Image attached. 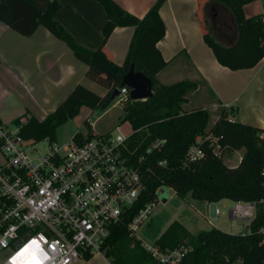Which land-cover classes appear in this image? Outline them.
<instances>
[{"label":"trees","instance_id":"obj_1","mask_svg":"<svg viewBox=\"0 0 264 264\" xmlns=\"http://www.w3.org/2000/svg\"><path fill=\"white\" fill-rule=\"evenodd\" d=\"M23 1L41 10L39 25L62 41L74 57L85 64L86 78L104 88L106 94L100 97L77 85L42 121L27 115L16 119L14 126H19L18 135L35 144L43 141L55 143L57 129L75 118L81 107L104 109L115 89L129 90L120 83L129 66L133 65L135 72L150 80L153 95L144 102L129 98L124 102L123 121L129 122L132 129L126 141L128 155L136 161L154 141L164 140L165 144L159 151L149 154L142 164L145 190L125 218V223L130 222L145 203L155 198L154 192L163 187L173 190L181 199L189 195L195 201L209 204L222 200L250 203L254 205V218L243 234H229L212 228L192 236L180 223L173 221L154 244L161 251L190 247L191 252L179 264H264V234L261 232L264 229V131L234 121V109H220L216 121L207 128V109L190 111L182 107L188 96L197 90L196 82L179 81L164 85L158 81L157 74L167 64L156 47L165 33L159 16L165 0H156L141 19L124 11L114 0H96L107 21L101 29V45L94 51L81 47L55 21L58 0ZM201 1L200 15L206 3L224 5L236 30V40L224 45L207 33L201 18L203 42L217 63L231 71L256 67L264 59V20L261 15L247 18L243 13V6L256 0ZM124 27H131L134 32L126 59L119 66L111 60L105 45L116 28ZM85 125L90 128L87 120ZM73 137L83 143L92 138V133L88 131L82 137L78 132ZM198 137L201 138L199 144L196 143ZM207 138L216 140V145H210ZM194 146L202 151L203 156L190 161L187 154ZM241 150L237 166L228 167L223 161V152ZM161 161L165 162L164 166L159 165ZM91 257H86L85 261ZM104 258L108 264H160L142 249L138 239L130 236L124 224L111 227Z\"/></svg>","mask_w":264,"mask_h":264},{"label":"crops","instance_id":"obj_2","mask_svg":"<svg viewBox=\"0 0 264 264\" xmlns=\"http://www.w3.org/2000/svg\"><path fill=\"white\" fill-rule=\"evenodd\" d=\"M114 2L141 19L156 0ZM201 2L165 0L159 9L165 33L156 47L167 64L157 74V79L165 85L196 82L198 87L188 97L189 103L203 87L212 97L214 107L228 106L227 111H236L234 121L264 131V59L247 70L231 71L220 66L203 42ZM58 4L55 21L81 47L90 51L98 49L102 42L101 29L107 21L102 6L96 0H58ZM243 13L247 18L261 15L264 20V0L243 6ZM41 15V10L23 0H0V123L7 128L14 126V121L23 115L42 121L77 85L95 91V83L85 76V64L77 60L62 41L39 25ZM133 32L131 27L116 28L108 38L106 51L116 65H123ZM96 94L103 97L106 90ZM242 152H234L240 153L237 163L228 167L237 166ZM217 203L199 204L196 201L193 207L198 216L186 219L181 225L189 234L195 235L189 227L203 218L202 222L205 220L209 226L220 230L214 225L218 219L213 217L214 221L209 223L213 218H206L202 212L209 206L216 207ZM216 210L219 212L217 207ZM228 219L234 220L229 214Z\"/></svg>","mask_w":264,"mask_h":264},{"label":"built area","instance_id":"obj_3","mask_svg":"<svg viewBox=\"0 0 264 264\" xmlns=\"http://www.w3.org/2000/svg\"><path fill=\"white\" fill-rule=\"evenodd\" d=\"M128 96L129 90H118V103ZM87 122L92 128L89 119ZM18 130L19 126H14V131H9L0 123L4 158L0 164V264H75L86 262L89 256L105 259L110 229L116 224H124L135 237L139 225L156 207L159 189L130 222L125 223V218L145 190L142 164L163 147L164 140L154 141L132 161L126 145L130 135H122L119 126H115L114 136L92 134L83 143L74 137L63 145L46 141L45 153H39L35 143L25 147L26 140ZM207 141L210 145L217 142ZM196 143H201L200 137ZM187 156L195 161L203 153L194 146ZM229 212L249 225L255 210L253 204L238 202ZM214 214L219 216L217 210ZM261 232L264 234V229ZM140 245L160 264H179L191 252L184 246L161 251L154 243L140 241Z\"/></svg>","mask_w":264,"mask_h":264},{"label":"rangeland","instance_id":"obj_4","mask_svg":"<svg viewBox=\"0 0 264 264\" xmlns=\"http://www.w3.org/2000/svg\"><path fill=\"white\" fill-rule=\"evenodd\" d=\"M258 2L256 6L258 7ZM253 12V11H252ZM250 13V11H248ZM202 23L207 33L212 36L213 39L222 42V44L227 45L233 43L236 38V30L233 25L229 10L222 4L219 3H206L202 9ZM165 85V84H164ZM169 85V84H168ZM95 91L93 93L102 94L104 88L98 86V84H93ZM200 92L196 93L193 102H185L183 104V109H207L209 113V123L207 128H210L212 124L216 121L220 109L214 107V102L212 97L209 95L207 90L200 87ZM192 94V93H191ZM188 97H191L192 95ZM119 98L114 99L106 109H90L86 106L81 107L79 114L65 123L63 126L59 127L56 131V141L59 145H63L70 140L77 132L87 133L90 131L94 135L99 136H114L115 126L120 127V133L124 136H128L132 133L130 123L123 121V105L124 103H118ZM226 110V109H224ZM89 119L92 123V128H87L85 121ZM9 131H14V126L11 125L7 128ZM34 143L32 141H25V147H31ZM46 141L36 144V149L39 153H45L46 151ZM240 153H228L223 152V161L227 166H234L237 163L238 155ZM4 161L2 154L0 153V164ZM157 204L153 209L152 214L149 218L141 223L135 232V237L139 241L147 244H153L166 229V227L172 222L177 221L178 223H183L186 219H193L198 216L197 211H195L193 205L196 203L195 200L191 199L187 195L184 199L179 198L173 190L169 188H160L156 195ZM198 202V201H197ZM200 204V202H199ZM216 207L219 209V216L217 221L214 222L221 231L225 233H235L243 234L247 230V222L242 223L240 219H235L232 217V212L228 213V210L234 207V203L231 201H222L217 203ZM215 206H209V208L203 210L206 218L215 217ZM228 214L234 219L229 221ZM197 219L198 224H193V227H189L192 234H197L201 230L211 229L212 227L207 224L204 220ZM189 221V220H188ZM194 236V235H192ZM3 253L0 252V260L2 259ZM78 264H106L102 259L97 256H92L88 261H81ZM234 264H240L236 262Z\"/></svg>","mask_w":264,"mask_h":264},{"label":"water","instance_id":"obj_5","mask_svg":"<svg viewBox=\"0 0 264 264\" xmlns=\"http://www.w3.org/2000/svg\"><path fill=\"white\" fill-rule=\"evenodd\" d=\"M120 86L129 89V100L144 102L153 95L150 80L139 72L134 71V66L130 65L128 72L122 77ZM118 96V90L115 89L108 99L104 109Z\"/></svg>","mask_w":264,"mask_h":264}]
</instances>
